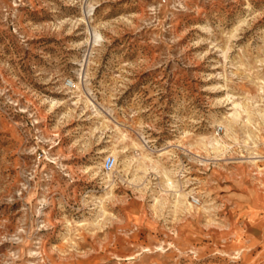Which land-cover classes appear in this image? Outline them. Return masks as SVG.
<instances>
[{
    "label": "rangeland",
    "instance_id": "obj_1",
    "mask_svg": "<svg viewBox=\"0 0 264 264\" xmlns=\"http://www.w3.org/2000/svg\"><path fill=\"white\" fill-rule=\"evenodd\" d=\"M263 260L264 0H0V264Z\"/></svg>",
    "mask_w": 264,
    "mask_h": 264
},
{
    "label": "bare ground",
    "instance_id": "obj_2",
    "mask_svg": "<svg viewBox=\"0 0 264 264\" xmlns=\"http://www.w3.org/2000/svg\"><path fill=\"white\" fill-rule=\"evenodd\" d=\"M73 87H76L75 85H73ZM86 102V101H85ZM121 138L122 139H124L125 138V135H122L121 136ZM209 144L210 145H212V146H215V145H217L218 144V141L217 140H215V139H210L209 140ZM132 146L133 147H135V148H139V147H141V145L139 144V143H137V142H132ZM108 153H110L111 155H113L114 157H116L117 156V150L116 149H111V150H109L108 151ZM149 157V156H148ZM145 158V157H144ZM143 158V159H144ZM138 160V159H137ZM148 160V159H147ZM151 160V159H150ZM139 161V160H138ZM163 177L165 178V183H167L168 185H170L171 184V179L168 177V174L167 173H164L163 174ZM163 180V179H162ZM183 197H185V195H183ZM158 200V199H157ZM98 202V201H97ZM99 203V202H98ZM100 203H101V201H100ZM174 205H176V204H174Z\"/></svg>",
    "mask_w": 264,
    "mask_h": 264
},
{
    "label": "built area",
    "instance_id": "obj_3",
    "mask_svg": "<svg viewBox=\"0 0 264 264\" xmlns=\"http://www.w3.org/2000/svg\"><path fill=\"white\" fill-rule=\"evenodd\" d=\"M65 86L66 87H71L73 86V84L70 82V81H66L65 82ZM114 158L112 156H109V157H106L105 160H104V163H103V169L108 171L110 170L113 165H114ZM193 202L194 203H197V200L196 199H193Z\"/></svg>",
    "mask_w": 264,
    "mask_h": 264
},
{
    "label": "crops",
    "instance_id": "obj_4",
    "mask_svg": "<svg viewBox=\"0 0 264 264\" xmlns=\"http://www.w3.org/2000/svg\"><path fill=\"white\" fill-rule=\"evenodd\" d=\"M263 264H264V260H263Z\"/></svg>",
    "mask_w": 264,
    "mask_h": 264
}]
</instances>
